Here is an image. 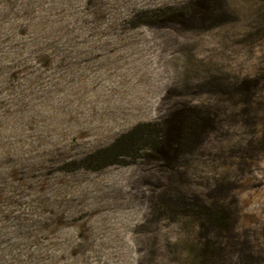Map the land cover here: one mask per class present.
Wrapping results in <instances>:
<instances>
[{
	"label": "rangeland",
	"instance_id": "obj_1",
	"mask_svg": "<svg viewBox=\"0 0 264 264\" xmlns=\"http://www.w3.org/2000/svg\"><path fill=\"white\" fill-rule=\"evenodd\" d=\"M191 1L0 0V264H264V0Z\"/></svg>",
	"mask_w": 264,
	"mask_h": 264
},
{
	"label": "trees",
	"instance_id": "obj_2",
	"mask_svg": "<svg viewBox=\"0 0 264 264\" xmlns=\"http://www.w3.org/2000/svg\"><path fill=\"white\" fill-rule=\"evenodd\" d=\"M216 0H195L189 2L184 10L188 16L200 21H208L217 12L214 8ZM208 110L206 112L200 108L182 107L173 110L159 124L146 125L155 129L151 139L150 133L140 134L138 137V128L117 139L107 151L122 150L124 148H134V144L142 141H151L155 144L154 150L160 155L161 161L173 164L183 154L182 151L196 149L202 136L213 128L214 120L210 118ZM135 140V143L133 142ZM119 154L113 157L119 158ZM118 164V161H112L107 165Z\"/></svg>",
	"mask_w": 264,
	"mask_h": 264
}]
</instances>
